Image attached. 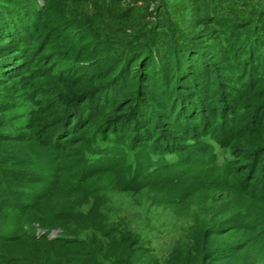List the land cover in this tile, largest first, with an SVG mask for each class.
<instances>
[{"label":"trees","instance_id":"16d2710c","mask_svg":"<svg viewBox=\"0 0 264 264\" xmlns=\"http://www.w3.org/2000/svg\"><path fill=\"white\" fill-rule=\"evenodd\" d=\"M177 8V16L186 11ZM237 8L243 21L209 12L224 36L202 42L197 21H176L182 32L122 0H0V121L27 118L21 136L0 132V209L13 201L0 212V264H102L74 238L68 214L53 216L57 197L78 195L101 174L124 192L160 178L239 191L240 181L255 184V213L200 234L194 255L167 263L238 264L251 235H264V2ZM191 13L208 19L200 6ZM47 49L64 50L71 64L52 68ZM13 81L23 86L8 87ZM35 224L68 238H38ZM109 232L101 237L114 247L111 264H130L137 244ZM229 232L247 234L246 246L217 249ZM19 240L56 254L16 253Z\"/></svg>","mask_w":264,"mask_h":264},{"label":"rangeland","instance_id":"374dc122","mask_svg":"<svg viewBox=\"0 0 264 264\" xmlns=\"http://www.w3.org/2000/svg\"><path fill=\"white\" fill-rule=\"evenodd\" d=\"M240 2H248L250 6L255 7L264 0H122L123 8L129 5L146 7L147 13L168 17L171 24H177L176 28L181 31L183 26H179L176 21H197L199 24L193 29L194 36L195 40L202 42L209 41L213 36H216V39L224 36V31L219 25L211 22L212 17L209 12L216 10L218 17L229 15L231 19L234 17V22L243 21L247 12L245 11L244 14V11H239L237 7H240ZM179 6L186 11L183 15L177 16V12L173 9ZM199 6L202 8V14H207V21H204L199 14L192 15L191 11L194 12ZM151 16H146L145 21L153 24L155 20ZM213 40L214 38L211 42L215 41ZM43 58L50 61L52 68L71 64V61L64 56V50L60 49H47ZM20 81H13L8 87L14 89L22 85ZM35 100L36 103L44 106L49 99L39 93ZM15 120V124L8 121L5 126L1 120L3 128L0 132L7 136H21L23 133L19 127L27 123V118ZM45 132L41 138L49 140V133ZM114 179L106 174L95 176L81 183L78 195H72L69 199L60 195L57 197V202L54 200L60 204V207L55 208L60 212H54L58 213L53 215L54 219L67 218L68 214L71 218L70 228L76 233L74 238L85 240L91 253L96 254L102 264H111V258L115 255L113 245L101 237L104 233L109 234V230L117 240H128L137 244L134 248L137 250H132L130 253L132 256L130 264H167L171 259L178 260L181 257L186 259L194 255L193 250L200 240V234L212 229L224 232L232 226L233 220L239 222V214L255 213L257 204L261 206L254 197H251V194L260 189L255 184L242 183V181L237 184H243L244 191L233 189L227 184L193 187L186 179L166 183L160 178L145 183L142 190L134 184L131 191L124 192L113 186V183L118 182ZM8 199L5 206L1 207V213L6 214L13 207V201L11 198ZM62 231L60 228L50 230L38 224L34 225V234L38 238L46 237L49 240L68 238L62 236ZM251 236L252 244H249L251 246L237 254L236 263L243 264L244 257H247L250 258L249 264H264V235ZM248 238L245 233L229 232L221 234L216 239L215 246L217 249L223 247L225 249L229 244L246 246ZM24 240L16 243V253L24 249H32L43 255L56 254L53 248L44 245L35 246Z\"/></svg>","mask_w":264,"mask_h":264}]
</instances>
